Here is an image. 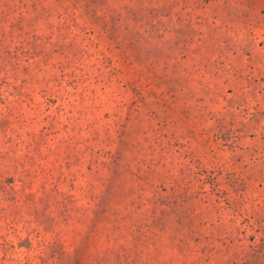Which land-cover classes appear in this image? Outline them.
<instances>
[{
  "label": "rangeland",
  "instance_id": "374dc122",
  "mask_svg": "<svg viewBox=\"0 0 264 264\" xmlns=\"http://www.w3.org/2000/svg\"><path fill=\"white\" fill-rule=\"evenodd\" d=\"M0 264H264V0H0Z\"/></svg>",
  "mask_w": 264,
  "mask_h": 264
}]
</instances>
